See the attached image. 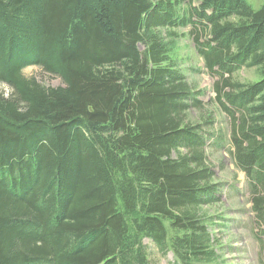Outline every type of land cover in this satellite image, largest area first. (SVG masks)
I'll return each instance as SVG.
<instances>
[{
	"label": "trees",
	"instance_id": "16d2710c",
	"mask_svg": "<svg viewBox=\"0 0 264 264\" xmlns=\"http://www.w3.org/2000/svg\"><path fill=\"white\" fill-rule=\"evenodd\" d=\"M186 1L0 0V81L12 87L0 94V264H150L145 239L170 264H231L214 231L224 217L205 209L225 192L211 133L186 121L201 92L161 38L195 22L264 225V2ZM33 65L64 86L26 77ZM244 66L254 82L225 74Z\"/></svg>",
	"mask_w": 264,
	"mask_h": 264
},
{
	"label": "rangeland",
	"instance_id": "374dc122",
	"mask_svg": "<svg viewBox=\"0 0 264 264\" xmlns=\"http://www.w3.org/2000/svg\"><path fill=\"white\" fill-rule=\"evenodd\" d=\"M248 1L254 8H259L264 2V0ZM198 3V0L193 2L187 0L185 5H198ZM177 13L181 15L182 11L178 9ZM204 26L203 23L195 22L193 25L191 23L173 27L172 32L164 29L161 38L163 37L167 44L169 42L172 51L168 55L173 56L175 66L184 71L188 83L194 87V90L201 92V108L189 110L186 121L202 125V130L197 134L211 133L206 150L207 162L214 167L215 180L224 184L225 192L220 202L205 209L211 215L224 217V220L220 221H224L226 226L216 227L214 230L220 245L224 247V257L231 264H264V225L261 221H257L255 213L251 210V190L247 177L237 168L230 153L232 148L230 137L236 121L234 123L232 116L222 108L218 100L219 92L216 84H221L225 79L218 70L214 74L211 73L198 50L199 45L206 41ZM140 49L144 50V46L140 45ZM255 68L244 66L233 75L225 74L230 76L234 83L254 82L257 78ZM23 73L26 77L35 78L47 87L64 86L61 78L44 71L37 65L25 68ZM11 93L12 87L0 81V94L9 97ZM227 103L224 97L223 105ZM239 118L240 112L237 115V119ZM144 244L147 245L150 264H170L174 261V254L171 251L166 255L161 253L150 239H145Z\"/></svg>",
	"mask_w": 264,
	"mask_h": 264
},
{
	"label": "bare ground",
	"instance_id": "6f19581e",
	"mask_svg": "<svg viewBox=\"0 0 264 264\" xmlns=\"http://www.w3.org/2000/svg\"><path fill=\"white\" fill-rule=\"evenodd\" d=\"M248 36H249V35H248ZM247 41H248V40H247ZM213 71H214V70H213ZM171 72H172V71H171ZM186 78H187V77H186ZM186 78H185V79H186ZM187 86H188V85H187ZM188 88H189V87H188ZM221 90H222V89H221ZM226 92H227V91H226ZM228 95H229V94H228ZM188 108H189V107H188ZM238 145H239V144H238ZM23 155H24V154H23ZM261 156H262V155H261ZM256 159H257V158H256ZM212 201H213V200H212Z\"/></svg>",
	"mask_w": 264,
	"mask_h": 264
}]
</instances>
